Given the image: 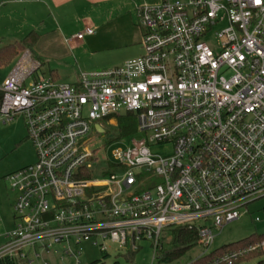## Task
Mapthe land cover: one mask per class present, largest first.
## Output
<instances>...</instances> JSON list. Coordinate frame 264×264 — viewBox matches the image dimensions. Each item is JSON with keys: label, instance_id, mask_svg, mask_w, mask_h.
Returning a JSON list of instances; mask_svg holds the SVG:
<instances>
[{"label": "built area", "instance_id": "2783aa9c", "mask_svg": "<svg viewBox=\"0 0 264 264\" xmlns=\"http://www.w3.org/2000/svg\"><path fill=\"white\" fill-rule=\"evenodd\" d=\"M134 9L139 56L69 83L35 77L41 64L25 49L0 81V120L21 115L36 154L5 175L16 198L13 228L0 232V264H79L89 238L103 252L113 243L134 253L147 241L155 262L170 226L195 230L201 256L264 196V0H158ZM122 111L134 114L142 136L111 158L96 156L90 130ZM157 145L169 153H152ZM256 250L264 238L209 264Z\"/></svg>", "mask_w": 264, "mask_h": 264}, {"label": "rangeland", "instance_id": "374dc122", "mask_svg": "<svg viewBox=\"0 0 264 264\" xmlns=\"http://www.w3.org/2000/svg\"><path fill=\"white\" fill-rule=\"evenodd\" d=\"M131 6L143 3H154L158 0H128ZM1 10V9H0ZM7 12V11H6ZM1 13V12H0ZM14 17V19L12 18ZM26 17V16H25ZM9 18V19H8ZM12 21H11V20ZM26 19V18H25ZM24 19V15H8L4 13L0 17V46L8 42L20 40L27 33V22ZM15 20V21H14ZM29 21V20H27ZM38 48H43V41H39ZM44 49V48H43ZM139 51L138 45H136L131 52L134 54ZM112 52H107L104 56L108 59ZM126 51L120 53L119 56L126 55ZM21 57V53L11 60L7 65L0 67V81L10 72L14 65ZM75 60L77 57L66 59L68 65L75 66ZM50 61H44L40 69L34 74L37 76H50V68L52 67ZM123 113V111L121 112ZM103 133H97L94 129H91L89 136H91L90 148L94 149L96 156L101 154L103 157H112V151L120 146H126L130 143L131 138H139L142 133L135 131L128 136H124L123 141L115 142L119 138L117 129L114 126L115 121H109L107 124L101 120ZM152 153L165 155L169 153L168 146L157 145L151 147ZM36 159L35 149L31 141L27 138V131L24 123V119L21 115H17L11 121L3 122L0 120V232H6L13 228V204L16 198V193L13 191L8 181L5 179V175L13 170H16L22 166L32 164ZM97 162L100 161L96 160ZM96 162V163H97ZM241 216L228 224H225L220 231L216 232L212 245L208 249L211 251L216 248H220L227 244L239 241L250 235L260 236L264 234V196L252 201L246 207L241 209ZM259 221H255V218ZM165 242L168 241L166 236ZM93 239L82 240L79 244L81 248V256L79 264H92L93 261L98 260L97 264H151L152 261V247L147 241H141L136 252L132 253L125 247H118L116 244L107 243L108 249L105 251L107 254L104 257L101 250L94 244ZM261 250H256V252ZM203 252L200 245H196L181 258L180 264L184 261L194 259ZM252 252V253H254ZM251 253V254H252ZM250 255V254H249ZM246 256L237 262L232 264H256L257 260L264 258V251L262 256ZM155 264V262H154Z\"/></svg>", "mask_w": 264, "mask_h": 264}, {"label": "crops", "instance_id": "0c3cea01", "mask_svg": "<svg viewBox=\"0 0 264 264\" xmlns=\"http://www.w3.org/2000/svg\"><path fill=\"white\" fill-rule=\"evenodd\" d=\"M0 9V17L24 15L26 32L37 35L31 54L41 66L50 61V76L59 81L74 83L79 72L120 65L142 53L141 31L128 0H0ZM86 27L93 33H83ZM40 40L44 49L38 48ZM136 45L137 54H129ZM123 51L128 54L119 56ZM107 52L112 53L105 59ZM74 55L75 66L68 65L66 59Z\"/></svg>", "mask_w": 264, "mask_h": 264}, {"label": "trees", "instance_id": "16d2710c", "mask_svg": "<svg viewBox=\"0 0 264 264\" xmlns=\"http://www.w3.org/2000/svg\"><path fill=\"white\" fill-rule=\"evenodd\" d=\"M37 41L36 33L31 30L24 35L20 40H15L8 42L0 46V67L7 65L15 57H17L23 50L30 49ZM115 127L119 137L128 136L135 131L136 119L133 113L123 112L114 117ZM168 237V241L165 242V237ZM264 238V234L260 236L250 235L239 241L227 244L220 248L213 249L206 254L196 257L192 264H209L211 259L226 251L230 248H234L238 245H243L255 240ZM162 248L158 250V257L156 258V264H177L180 262L181 258L193 247L197 245V235L196 231L188 229L185 226H170L165 229V232L161 238ZM104 257L107 254L101 251ZM263 252L250 253L251 256H262ZM248 256V255H247ZM98 260L92 262V264H97ZM117 264V263H115ZM256 264H264V258L257 260Z\"/></svg>", "mask_w": 264, "mask_h": 264}, {"label": "water", "instance_id": "95a60500", "mask_svg": "<svg viewBox=\"0 0 264 264\" xmlns=\"http://www.w3.org/2000/svg\"><path fill=\"white\" fill-rule=\"evenodd\" d=\"M95 130L98 131L99 133L103 132V129L98 124L95 125Z\"/></svg>", "mask_w": 264, "mask_h": 264}]
</instances>
